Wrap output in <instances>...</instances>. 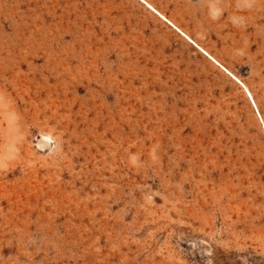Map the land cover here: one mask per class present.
Wrapping results in <instances>:
<instances>
[{
	"label": "rangeland",
	"instance_id": "1",
	"mask_svg": "<svg viewBox=\"0 0 264 264\" xmlns=\"http://www.w3.org/2000/svg\"><path fill=\"white\" fill-rule=\"evenodd\" d=\"M0 264H264V0H0Z\"/></svg>",
	"mask_w": 264,
	"mask_h": 264
},
{
	"label": "bare ground",
	"instance_id": "2",
	"mask_svg": "<svg viewBox=\"0 0 264 264\" xmlns=\"http://www.w3.org/2000/svg\"><path fill=\"white\" fill-rule=\"evenodd\" d=\"M249 94L252 96L251 92L248 90Z\"/></svg>",
	"mask_w": 264,
	"mask_h": 264
}]
</instances>
